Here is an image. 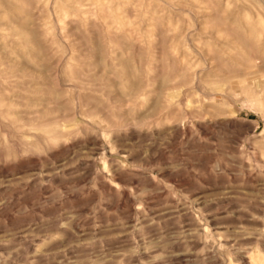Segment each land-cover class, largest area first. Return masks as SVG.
Returning <instances> with one entry per match:
<instances>
[{"label": "rangeland", "instance_id": "374dc122", "mask_svg": "<svg viewBox=\"0 0 264 264\" xmlns=\"http://www.w3.org/2000/svg\"><path fill=\"white\" fill-rule=\"evenodd\" d=\"M0 264H264V0H0Z\"/></svg>", "mask_w": 264, "mask_h": 264}]
</instances>
